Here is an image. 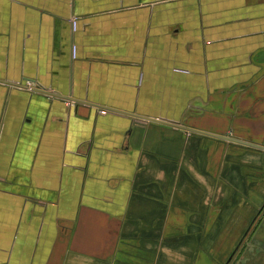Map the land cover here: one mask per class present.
I'll return each instance as SVG.
<instances>
[{
	"label": "crops",
	"instance_id": "obj_1",
	"mask_svg": "<svg viewBox=\"0 0 264 264\" xmlns=\"http://www.w3.org/2000/svg\"><path fill=\"white\" fill-rule=\"evenodd\" d=\"M211 135L264 147V0H0V264H220L264 149Z\"/></svg>",
	"mask_w": 264,
	"mask_h": 264
},
{
	"label": "flooded vegetation",
	"instance_id": "obj_2",
	"mask_svg": "<svg viewBox=\"0 0 264 264\" xmlns=\"http://www.w3.org/2000/svg\"><path fill=\"white\" fill-rule=\"evenodd\" d=\"M264 203L221 264H264Z\"/></svg>",
	"mask_w": 264,
	"mask_h": 264
},
{
	"label": "water",
	"instance_id": "obj_3",
	"mask_svg": "<svg viewBox=\"0 0 264 264\" xmlns=\"http://www.w3.org/2000/svg\"><path fill=\"white\" fill-rule=\"evenodd\" d=\"M189 130L193 131V129H189ZM211 136L217 137V138H220V139H225V140L232 141V142H236V143H240V144L247 145V146H252V147L264 149V147L261 146V145H257V144L249 143V142H246V141L234 139V138H231V137L225 136V135H211Z\"/></svg>",
	"mask_w": 264,
	"mask_h": 264
},
{
	"label": "rangeland",
	"instance_id": "obj_4",
	"mask_svg": "<svg viewBox=\"0 0 264 264\" xmlns=\"http://www.w3.org/2000/svg\"><path fill=\"white\" fill-rule=\"evenodd\" d=\"M220 240H221V239H220ZM229 240H230V239H229ZM230 242H231V244H232V239H231ZM228 243H229V241H228ZM230 247H231V245H230ZM229 250H230V249H229ZM207 256H208L211 260H212V259H213V260H212V263H211L210 261H206V264H207V263H209V264H217L216 261L214 260V255H213V254H212L211 257H210L209 255H207ZM202 257H204L203 254L201 255V257H199V259H201ZM222 262H223V261H221V263H222ZM221 263H220V264H221ZM199 264H203V261L200 262Z\"/></svg>",
	"mask_w": 264,
	"mask_h": 264
},
{
	"label": "built area",
	"instance_id": "obj_5",
	"mask_svg": "<svg viewBox=\"0 0 264 264\" xmlns=\"http://www.w3.org/2000/svg\"><path fill=\"white\" fill-rule=\"evenodd\" d=\"M28 90H32L33 89V86H31L30 83H28L26 86H25ZM107 111L106 110H100V113L102 114H105Z\"/></svg>",
	"mask_w": 264,
	"mask_h": 264
}]
</instances>
